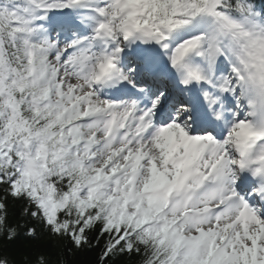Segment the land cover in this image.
I'll use <instances>...</instances> for the list:
<instances>
[{"label":"snow or ice","instance_id":"snow-or-ice-1","mask_svg":"<svg viewBox=\"0 0 264 264\" xmlns=\"http://www.w3.org/2000/svg\"><path fill=\"white\" fill-rule=\"evenodd\" d=\"M264 264V0H0V264Z\"/></svg>","mask_w":264,"mask_h":264},{"label":"trees","instance_id":"trees-1","mask_svg":"<svg viewBox=\"0 0 264 264\" xmlns=\"http://www.w3.org/2000/svg\"><path fill=\"white\" fill-rule=\"evenodd\" d=\"M95 256V251H88L86 249L77 255V264H95ZM118 264H123V262L120 261Z\"/></svg>","mask_w":264,"mask_h":264}]
</instances>
